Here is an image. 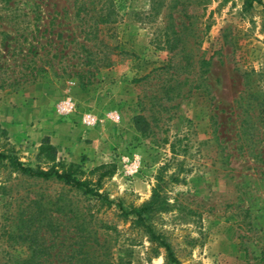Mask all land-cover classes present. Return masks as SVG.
Returning a JSON list of instances; mask_svg holds the SVG:
<instances>
[{"label":"rangeland","instance_id":"374dc122","mask_svg":"<svg viewBox=\"0 0 264 264\" xmlns=\"http://www.w3.org/2000/svg\"><path fill=\"white\" fill-rule=\"evenodd\" d=\"M84 1L0 0V53L10 37L31 39L38 17L40 57L55 66L36 82L0 83V154L77 166L94 182L90 172L113 164L102 191L139 208L156 189L162 208L148 223L181 264H264V123L246 99L248 87L264 92V0H95L110 15L98 26ZM82 64L86 77H70ZM46 138L55 163L39 158ZM60 197L110 227L101 242L116 264H167L133 217L0 161L1 264L30 254L17 226ZM61 223L58 244L70 243L74 222Z\"/></svg>","mask_w":264,"mask_h":264},{"label":"trees","instance_id":"16d2710c","mask_svg":"<svg viewBox=\"0 0 264 264\" xmlns=\"http://www.w3.org/2000/svg\"><path fill=\"white\" fill-rule=\"evenodd\" d=\"M85 1L80 7V11L84 12L86 16L89 14L91 15V12H96L97 14L95 13V17H98L99 20L96 21L95 25L98 26L102 23H109L110 15L104 19V15L99 12L102 10H97L98 4H96L95 0H92L90 3ZM254 3L255 0H246V4L249 7H253ZM90 4L93 6L92 8L88 7ZM35 20L37 21H35V25H33L36 28V34L32 32L31 39H29V34H27L23 36L24 40L21 42L20 39L16 37H10L9 33H4L11 39L9 38L8 41H6L7 43H3V53H0L1 56H5L4 59H7L3 64L0 63V83L2 87L20 86L36 82L39 78L49 73L50 69L55 68L53 58L44 62L42 57H40L39 47L41 43L38 37V33H41V28L38 24V20L40 19L37 17ZM24 22L25 20L16 21L18 24ZM46 32H48V30L44 31V33ZM62 34L63 33L60 32V35ZM54 45L55 43L51 42L45 43L42 47L49 46L50 51L47 52L50 54ZM83 68H85L84 64H82L81 69L71 71L69 76L86 77L89 71L86 72ZM64 72L66 73V71ZM89 83L90 82H87V84ZM246 99H248L249 102L251 101L249 103L250 106L257 108L258 118L264 123V92L254 91L252 88L248 87ZM133 122L136 130L142 135L147 136L151 133V125L144 116L140 115L134 117ZM56 155V148L50 144L48 138L44 139L39 158L41 159V157H44L47 161L55 163ZM0 161L7 162L11 168L21 173L23 176L44 181L55 180L62 183L65 187L69 188V190L80 193L87 199L94 200L102 207L111 208L115 206L122 217H133L136 223L145 229L152 244H156L158 247L164 249L167 264H181L171 244L165 240L162 234L156 233L152 225L148 223L155 212L162 208L159 193L156 189L154 190L152 199L139 208H127L121 202L110 199L106 191H102L105 180L114 177L116 173L115 165H102L90 172L91 175H97V180L94 182L92 179H84L83 176L85 173L80 171L77 166L75 168L73 165L70 166L68 170L63 171L58 170L55 164L48 170L41 168L35 169L21 162L20 159L13 154L5 155L2 153L0 154ZM52 205L53 208L46 206L40 209L37 215H33L27 220V224L24 221V226L22 225L24 231H21V225H19L20 228L17 226V236L19 235V239H22L23 242H31L27 247L30 254L25 257H17L14 260L11 259V264H116L113 260L110 247L106 245L105 241L104 243L101 242L102 234L100 230H107L110 227L106 225L100 226L99 224H101L102 221L98 223L95 214L89 211L83 213V211H80L78 207H74L73 204L63 197L57 199ZM34 218H38L39 225L32 231L31 226H33V224H30L33 223ZM62 218H67L69 221L74 222L72 225L74 237L70 239V243L59 242L58 244L63 226L61 223ZM24 228H26V230ZM40 231L43 233L42 236H39ZM51 237L52 240H50ZM54 250L57 252L54 253Z\"/></svg>","mask_w":264,"mask_h":264}]
</instances>
